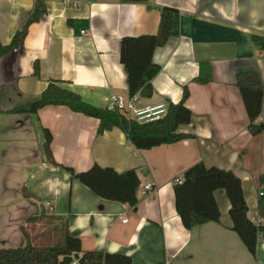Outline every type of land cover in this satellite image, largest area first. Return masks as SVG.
Wrapping results in <instances>:
<instances>
[{
	"label": "crops",
	"instance_id": "obj_1",
	"mask_svg": "<svg viewBox=\"0 0 264 264\" xmlns=\"http://www.w3.org/2000/svg\"><path fill=\"white\" fill-rule=\"evenodd\" d=\"M36 1L0 0V44L12 41ZM44 2L45 12L29 25L23 43L0 55V248L43 245L47 227L40 228L54 219L65 222L57 244L68 230L83 250L123 253L133 264H264V239L253 255L232 229L226 192H215L220 221L191 229L177 213L174 192L175 180L198 162L232 170L242 181L249 218L262 221L264 131L251 132L235 82L238 72L255 70L264 83V0ZM165 6L177 10L175 34L154 51L160 71L152 96L135 100L177 104L187 89L192 120L178 131L191 137L137 149L120 128L98 134L99 119L64 105L11 111L39 98L52 80L100 107L112 95L129 98L121 39L155 34ZM95 163L134 169L138 203L101 198L65 169L81 172ZM148 183L155 194L144 190Z\"/></svg>",
	"mask_w": 264,
	"mask_h": 264
},
{
	"label": "trees",
	"instance_id": "obj_2",
	"mask_svg": "<svg viewBox=\"0 0 264 264\" xmlns=\"http://www.w3.org/2000/svg\"><path fill=\"white\" fill-rule=\"evenodd\" d=\"M44 1H36L33 12L9 44H0V55L9 53L23 43L29 25L38 21L40 15L45 12ZM176 11L169 6L161 9L159 27L155 34L125 36L121 39L120 61L127 73L129 97L152 96V79L160 71V65L153 61V54L157 47L166 44L175 34L173 19ZM38 73L39 66L36 63L35 74ZM235 85L244 102L251 132L261 133L264 131V118L259 123L257 119L262 112L264 83L255 70H244L237 73ZM188 96L189 92L185 89L183 99L179 103L167 105V114L162 119L140 123L127 118L117 107L91 104L79 93L62 86L61 81L52 80L39 98L11 111L35 113L48 105H64L74 112L99 119L98 134L118 127L127 134L137 149H150L191 137L178 131L180 125L189 124L192 120V111L185 104ZM45 135L46 144L50 146L52 135L48 129H45ZM65 169L101 198L131 206L138 203L137 189L140 179L134 169L118 172L113 167H104L96 163L81 172H76L70 167ZM182 178L181 183L175 184L174 192L176 210L183 225L191 229L209 221L219 222L221 213L215 192L223 190L231 204L229 212L233 221L232 229L237 232L247 249L255 255L258 240L261 237L264 239V194L260 195L259 200L262 221L255 223L248 216V204L242 181L232 170L216 166L207 167L203 162H198L189 167ZM260 183V189L264 192V174L260 177ZM73 257L78 258L79 264H133L132 258L123 253L83 250L80 238L72 236L68 230L62 244L27 243L16 248H0V264H71Z\"/></svg>",
	"mask_w": 264,
	"mask_h": 264
},
{
	"label": "built area",
	"instance_id": "obj_3",
	"mask_svg": "<svg viewBox=\"0 0 264 264\" xmlns=\"http://www.w3.org/2000/svg\"><path fill=\"white\" fill-rule=\"evenodd\" d=\"M82 33H85V31H82ZM108 106L110 108L117 107L121 109L127 118L136 120L140 123L157 121L167 114V105L165 103L141 106L136 102L135 96L126 98L121 95H112ZM261 115L264 116V97ZM182 181L183 178H177L175 183H181ZM144 190L155 194V190L150 183L144 186ZM259 194L263 195L264 192L260 189ZM71 264H79L78 258L73 257Z\"/></svg>",
	"mask_w": 264,
	"mask_h": 264
},
{
	"label": "rangeland",
	"instance_id": "obj_4",
	"mask_svg": "<svg viewBox=\"0 0 264 264\" xmlns=\"http://www.w3.org/2000/svg\"><path fill=\"white\" fill-rule=\"evenodd\" d=\"M47 224L48 225L44 224L43 226H41L40 229H42L43 227H47V229L45 228L46 231L43 232V238L45 239V235L48 234V237L46 238L48 241L42 240L39 242L43 245H55L57 243H61V237L64 233L63 228L65 227V222L61 220L50 219Z\"/></svg>",
	"mask_w": 264,
	"mask_h": 264
}]
</instances>
